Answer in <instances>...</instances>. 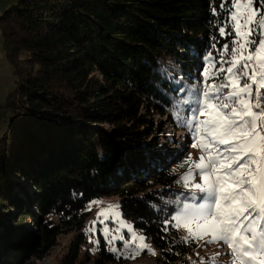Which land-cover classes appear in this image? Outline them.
Returning a JSON list of instances; mask_svg holds the SVG:
<instances>
[{"label": "trees", "instance_id": "trees-1", "mask_svg": "<svg viewBox=\"0 0 264 264\" xmlns=\"http://www.w3.org/2000/svg\"><path fill=\"white\" fill-rule=\"evenodd\" d=\"M221 2L18 0L0 16L15 76L0 105L10 115L0 136V264H39L59 247L55 264L123 263L104 239L92 251L85 232L88 204L107 196L119 197L160 262L195 264L197 243L172 220L190 195L174 168L186 151L156 147L165 133L155 115L189 129L175 116L178 89H199L207 53L231 47L218 32Z\"/></svg>", "mask_w": 264, "mask_h": 264}, {"label": "snow or ice", "instance_id": "snow-or-ice-1", "mask_svg": "<svg viewBox=\"0 0 264 264\" xmlns=\"http://www.w3.org/2000/svg\"><path fill=\"white\" fill-rule=\"evenodd\" d=\"M259 2L257 8V0H222L219 7L227 17L218 32L233 37L231 47L224 43L216 49L218 59L207 53L201 86L178 89L185 97L175 102L176 118L191 130V146L202 154L184 161L188 169L180 182L192 202L172 217L174 226L186 230V243L226 246L230 264H264V0ZM212 12L218 15L216 8ZM119 208L110 204L101 209L89 231L95 233L97 223L104 225L100 231L118 259H136L145 251L155 255L146 237L122 219ZM109 220L119 226L113 230ZM122 229L131 235L126 238ZM90 242L99 245V239ZM222 254L216 252L200 264H220Z\"/></svg>", "mask_w": 264, "mask_h": 264}, {"label": "rangeland", "instance_id": "rangeland-1", "mask_svg": "<svg viewBox=\"0 0 264 264\" xmlns=\"http://www.w3.org/2000/svg\"><path fill=\"white\" fill-rule=\"evenodd\" d=\"M17 2H18V0H15V4ZM14 87H15V85L13 86V89H14ZM155 118H156V121L161 122L163 124V126H164L163 132L165 133L164 135H162L161 131H159L158 132L159 135L155 134L154 137L157 136V138L159 140V144H157L156 147H158V149H161L162 151H165L166 153L169 152L170 156H172V157H181V154L186 151L184 153L183 157L174 163L175 170L180 171L184 175V173L188 169V165H185L184 161L187 160L188 156L191 155L194 158V160H198L200 155L202 154L199 147L193 148L191 146L194 142L192 132L189 129L179 128L174 123H173V125L179 130H177L172 124H167V119H168L167 116L163 117V116H160L158 113L155 115ZM1 126L2 125L0 124V127ZM154 146H155V144H154ZM147 152H148V150H147ZM151 153H152V151L150 152V154ZM193 171H195V169H193ZM19 180H22V179L19 178ZM196 182H200V177L198 175L196 176ZM184 189H186V188L184 187ZM186 190H188V189H186ZM93 201H100L101 203H92ZM93 201H91L88 204V208L91 211V217H90V219L86 225L85 232L89 237V241H90V238L93 241L96 239H99V241L101 239L105 240L102 232L100 231V229H102V227L104 225L97 223V225H96L97 231L95 233L90 232L89 229L92 226V222L94 220H97L98 213L101 211V209L107 208V206L110 204H118L120 206L119 197L118 196H107V197L97 198ZM191 202L192 201L187 200V199L185 201H183L182 204L180 205V208L175 213V215L180 211V209L182 208L184 203H191ZM119 211L122 213L121 208H119ZM101 219H103V218L101 217ZM122 219L124 221H126L128 224L132 225L134 230L137 232V234L145 236L140 230H138L134 226V223L131 219L126 218L125 216H123V214H122ZM107 224L113 230H115L119 226L117 223H115L111 220H109L107 222ZM179 232H180L182 237H184L187 234L186 230L182 227L179 228ZM121 234H123L126 238L131 235V233H129L127 231V229H122ZM68 240H69L68 236L63 237L61 239V243L65 244L68 242ZM146 243L152 249L155 250V253H156L155 255L145 251L140 256H138L136 259H130V258L126 259V258L121 257V258H123L124 262L123 263H117V264H163L162 261L160 262V260L158 258L160 255V250L152 242L147 240V238H146ZM115 246L117 248H120L122 251L125 250L123 248V242L122 241H116ZM91 247H92V249L93 248L96 249L95 244H93V246H91ZM107 247H108V249H110L111 246L107 244ZM59 249H60V247L58 249H56L49 257H47V260H49L48 264H55L57 253L60 252ZM216 252L223 253L219 257L220 264H230V257L227 255V253L229 252V249L226 246H222L219 243H214V244L205 246L203 241L200 242V246L198 247V249L196 251L195 260L193 262L195 264H200L201 259L209 257V256L215 254ZM197 253H199V255H197Z\"/></svg>", "mask_w": 264, "mask_h": 264}, {"label": "crops", "instance_id": "crops-1", "mask_svg": "<svg viewBox=\"0 0 264 264\" xmlns=\"http://www.w3.org/2000/svg\"><path fill=\"white\" fill-rule=\"evenodd\" d=\"M15 0H0V16L12 5ZM4 38L0 29V105L5 102L6 96L15 85V76L13 68L5 56ZM9 113L7 109L0 108V136L5 132ZM2 122V123H1Z\"/></svg>", "mask_w": 264, "mask_h": 264}, {"label": "bare ground", "instance_id": "bare-ground-1", "mask_svg": "<svg viewBox=\"0 0 264 264\" xmlns=\"http://www.w3.org/2000/svg\"><path fill=\"white\" fill-rule=\"evenodd\" d=\"M48 262H49V260H47V259L38 261L39 264H48Z\"/></svg>", "mask_w": 264, "mask_h": 264}]
</instances>
